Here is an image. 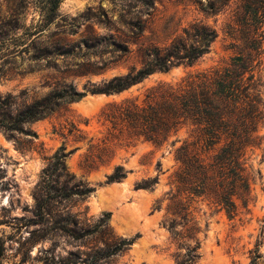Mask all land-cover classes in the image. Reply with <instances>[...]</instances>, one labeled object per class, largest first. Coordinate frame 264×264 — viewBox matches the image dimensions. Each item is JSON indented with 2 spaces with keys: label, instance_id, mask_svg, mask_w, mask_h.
Wrapping results in <instances>:
<instances>
[{
  "label": "rangeland",
  "instance_id": "374dc122",
  "mask_svg": "<svg viewBox=\"0 0 264 264\" xmlns=\"http://www.w3.org/2000/svg\"><path fill=\"white\" fill-rule=\"evenodd\" d=\"M240 1L205 15L202 8L215 0H63L47 22L44 0H0V98L14 97L17 106L45 97L57 84L83 92L124 76L140 67L139 47L169 45L195 21L218 34L191 66L155 72L118 94L87 93L55 115L24 124L35 137H9L0 129V264H249L256 244L257 264H264V122L260 146L247 152L248 203L238 202L230 219L203 198L190 201V213L173 214L175 150L188 139V128L156 146L112 134L105 118L111 104H140L151 88L225 67L241 45L234 22ZM260 61L255 72L264 80V53ZM90 96L100 97L96 107L82 104ZM261 98L264 113V89ZM62 144L65 153L72 151L65 160L68 178L53 192L70 195L72 185L81 184L90 193L41 208L44 171ZM117 167L125 178L109 182ZM153 179L151 190L137 188Z\"/></svg>",
  "mask_w": 264,
  "mask_h": 264
},
{
  "label": "trees",
  "instance_id": "16d2710c",
  "mask_svg": "<svg viewBox=\"0 0 264 264\" xmlns=\"http://www.w3.org/2000/svg\"><path fill=\"white\" fill-rule=\"evenodd\" d=\"M62 1L44 0L45 21L54 19ZM229 2L215 0L203 7L202 12L218 14ZM234 22L239 26L241 45L238 54L225 67L189 75L175 86L158 85L146 91L140 104L137 100H124L111 104L105 111L112 134L126 133L156 146L175 137L182 128L189 129L188 139L175 150L178 167L174 173L176 192L171 197L173 214L190 213V201L203 198L212 201L232 219L237 214L238 202L246 206L249 200L251 175L247 152L260 146L262 137L258 131L264 122L261 98L264 80L255 72L264 53V0H241ZM217 36L215 28L195 21L182 29L169 45L139 47L140 67H130L124 76L91 84L83 92L71 84H57L45 97L20 106L16 105L14 97L0 98V129L9 137H35L23 128L24 124L55 115L64 105L78 102L87 93L118 94L155 72L191 66L208 53ZM71 154L72 151L65 153L62 144L50 159L44 171L46 197L39 207L47 206L52 200L67 199L70 195L84 200L90 193L81 184L72 185L75 189L70 195L57 190L53 192L59 179L68 178L65 160ZM123 178L125 173L117 167L108 181ZM155 182L156 179L144 181L137 188L151 190ZM64 184L68 186L69 180H64ZM124 245L127 243L122 242L121 246ZM259 258L256 244L249 264H257Z\"/></svg>",
  "mask_w": 264,
  "mask_h": 264
},
{
  "label": "water",
  "instance_id": "95a60500",
  "mask_svg": "<svg viewBox=\"0 0 264 264\" xmlns=\"http://www.w3.org/2000/svg\"><path fill=\"white\" fill-rule=\"evenodd\" d=\"M86 102V103H85ZM100 102V97L99 96H90L83 100L82 104H87L88 106H93L96 107L97 104Z\"/></svg>",
  "mask_w": 264,
  "mask_h": 264
}]
</instances>
